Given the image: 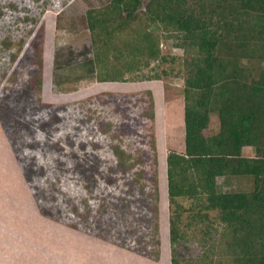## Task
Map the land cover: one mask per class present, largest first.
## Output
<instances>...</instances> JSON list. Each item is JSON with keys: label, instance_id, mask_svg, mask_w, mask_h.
<instances>
[{"label": "rangeland", "instance_id": "obj_1", "mask_svg": "<svg viewBox=\"0 0 264 264\" xmlns=\"http://www.w3.org/2000/svg\"><path fill=\"white\" fill-rule=\"evenodd\" d=\"M110 1L0 0V213L9 221L12 202L19 219L18 229L0 223L2 264L38 246L90 237L144 256L158 258L162 249L171 263L166 157L184 150L183 76L176 63L163 65L174 71L161 80L93 77L87 12ZM161 50L183 55L173 39ZM218 129L212 114L209 134ZM243 155L254 156L253 148ZM4 195L13 200L4 203ZM42 213L50 217L42 220ZM182 223L176 256L182 264H210L217 225L187 214Z\"/></svg>", "mask_w": 264, "mask_h": 264}, {"label": "trees", "instance_id": "obj_2", "mask_svg": "<svg viewBox=\"0 0 264 264\" xmlns=\"http://www.w3.org/2000/svg\"><path fill=\"white\" fill-rule=\"evenodd\" d=\"M87 23L98 82L161 80L176 63L183 76L184 150L166 157L171 264L184 214L219 228L210 264H264V0H111ZM167 39L181 57L162 53Z\"/></svg>", "mask_w": 264, "mask_h": 264}, {"label": "crops", "instance_id": "obj_3", "mask_svg": "<svg viewBox=\"0 0 264 264\" xmlns=\"http://www.w3.org/2000/svg\"><path fill=\"white\" fill-rule=\"evenodd\" d=\"M1 126V123H0ZM18 166V165H17ZM19 169V167H18ZM19 177L21 180V184L23 186V189H21L22 192L27 193V185L26 180L23 178L22 175V169H19ZM24 179V181H22ZM26 186V187H25ZM2 189L0 188V194L3 195ZM28 195V194H27ZM26 195V197H27ZM4 203L10 202V200H13L12 197L5 196ZM0 197V202H1ZM28 199V198H27ZM28 203V202H27ZM10 207H13L12 213H9V221H5L1 218H3L2 213H0V223L3 225L6 224L10 230L12 228L18 229V213L17 208L14 207V204L11 202ZM8 209V208H6ZM2 210V209H1ZM45 219V218H42ZM46 220V219H45ZM44 220V221H45ZM22 223L25 224L26 229H29V221L25 220ZM20 223V224H22ZM17 226V227H16ZM7 228V227H5ZM15 229V230H17ZM2 232V230H0ZM12 235V232L10 233ZM9 234V235H10ZM27 232L25 231L23 234H19L22 236H25ZM13 236V235H12ZM2 237V236H1ZM60 240V239H59ZM61 241V240H60ZM58 242V244H52L55 245L54 247H51L50 245H46L43 248L41 246H38V249L32 248V250H25L27 258L17 260L16 256H13L10 260V264H171L169 259V254L160 251V256L158 258L150 257V256H144L141 254H138L134 251L121 248L116 246L115 244L110 243H104L99 244V240H95L94 238H91L88 241V243L85 241L84 243H77L67 246L61 242ZM18 246H21L19 244ZM2 247V245H0ZM68 249H73L70 251L74 252V259L70 260L69 256L66 255ZM18 247L16 245V251ZM14 250V251H15ZM0 255L2 256V251H0ZM7 255L9 256L8 252L6 251ZM17 253V252H16ZM52 253V257H48V254ZM16 258V259H14ZM49 258V259H48ZM66 258L68 260H66ZM0 264H2V260H0Z\"/></svg>", "mask_w": 264, "mask_h": 264}]
</instances>
